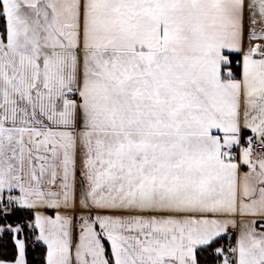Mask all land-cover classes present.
I'll return each mask as SVG.
<instances>
[{"label": "snow or ice", "instance_id": "1", "mask_svg": "<svg viewBox=\"0 0 264 264\" xmlns=\"http://www.w3.org/2000/svg\"><path fill=\"white\" fill-rule=\"evenodd\" d=\"M0 264H264V0H0Z\"/></svg>", "mask_w": 264, "mask_h": 264}]
</instances>
